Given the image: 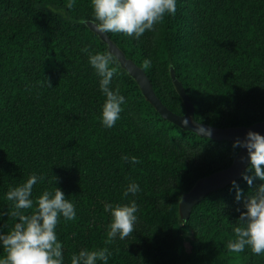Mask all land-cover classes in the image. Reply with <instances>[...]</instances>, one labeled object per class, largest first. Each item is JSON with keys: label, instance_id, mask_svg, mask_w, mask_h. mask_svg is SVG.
Masks as SVG:
<instances>
[{"label": "trees", "instance_id": "trees-1", "mask_svg": "<svg viewBox=\"0 0 264 264\" xmlns=\"http://www.w3.org/2000/svg\"><path fill=\"white\" fill-rule=\"evenodd\" d=\"M67 2L0 0V210L13 211L7 192L36 174L43 180L33 186L26 214L56 186L75 206L76 219L61 216L55 229L63 264L82 249L105 247L112 253L108 264H264V253L226 247L244 199L264 181L250 186L242 174L233 180L240 201L232 181L197 202L188 219L181 216L183 194L233 162L236 139L203 136L164 117L116 56L110 87L126 103L115 126L104 127L101 77L81 49L95 54L109 47L86 23L94 19L92 0H75L71 10ZM176 6L174 16L139 39L108 34L141 67L151 61L146 72L173 111L183 114L186 107L171 66L199 121L225 127L264 120V0H176ZM132 180L141 191L124 197ZM131 200L138 205L133 234L105 244L112 222L105 204ZM17 222L3 216L0 233Z\"/></svg>", "mask_w": 264, "mask_h": 264}, {"label": "clouds", "instance_id": "clouds-1", "mask_svg": "<svg viewBox=\"0 0 264 264\" xmlns=\"http://www.w3.org/2000/svg\"><path fill=\"white\" fill-rule=\"evenodd\" d=\"M65 7L73 9L75 0H68ZM92 7L94 19L91 23L96 31L103 34L123 33L136 39L146 31L155 30V25L163 22L166 15L174 16L177 11L176 0H92ZM81 51L88 54L90 65L101 77L100 90L106 97L102 108V123L104 127L112 128L123 111L121 105L126 103L119 88L113 90L110 87L118 71L117 67L112 66L116 64V57L110 50L93 54L85 47ZM150 67L151 61L145 59L143 70L147 71ZM233 147L246 149L247 157L250 158V166L243 173V179L250 186L256 178L264 181V135L249 130L243 140L235 141ZM121 159L132 164L140 163L135 156L122 155ZM249 172H254V175L249 176ZM42 180V177L32 174L26 182L7 192L6 198L13 202L14 210L10 213L0 210V218L11 215L18 222L7 234L0 233V242L6 253L4 258H0V264H63V246L58 241L55 229L61 216L66 221L76 219V210L74 204L65 198L62 189L56 186L54 191H44L35 200V210L26 214V210L32 209L34 205L30 198L33 186ZM233 185L237 187L236 199L240 201L242 190L236 181H233ZM140 191L139 184L132 180L123 196H135ZM243 207L245 210L241 212L234 227L235 238L226 247L231 253H242L248 247L252 254L260 255L264 253V183L257 187L254 194L244 199ZM104 211L112 217L105 244H112L117 236L123 240L133 234L138 211L135 200L127 204H105ZM111 254L107 247L93 250L85 248L72 255L71 264H97V261L108 264Z\"/></svg>", "mask_w": 264, "mask_h": 264}, {"label": "water", "instance_id": "water-1", "mask_svg": "<svg viewBox=\"0 0 264 264\" xmlns=\"http://www.w3.org/2000/svg\"><path fill=\"white\" fill-rule=\"evenodd\" d=\"M92 20L93 19H88L86 23L92 30L96 31L94 25L91 23ZM96 32L105 42H107L109 50L114 53L121 65L137 80L144 95L167 119L177 123L184 129L193 130L200 135L217 139L243 140L249 130L264 135V120L254 122L251 125H231L225 127L199 121L195 116V104L193 100L185 89L182 81L177 76L174 66H171V76L174 85L181 95L186 107L183 114L173 111L158 96L147 72L143 70L135 60L129 58L125 51L110 37L108 33L103 34L98 31ZM185 121H187V123H185ZM242 157L244 158L243 160L241 159ZM249 163L250 158L247 157V150L240 149L229 166L198 179L193 187L184 193L181 198L180 211L182 218L185 220L188 219L193 206L202 200L209 192L223 187L241 177Z\"/></svg>", "mask_w": 264, "mask_h": 264}]
</instances>
